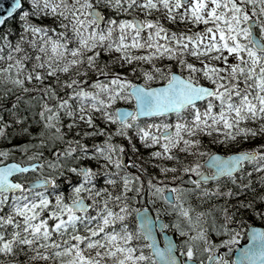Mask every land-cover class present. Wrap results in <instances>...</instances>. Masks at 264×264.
Masks as SVG:
<instances>
[{
    "label": "snow or ice",
    "instance_id": "6c2138e0",
    "mask_svg": "<svg viewBox=\"0 0 264 264\" xmlns=\"http://www.w3.org/2000/svg\"><path fill=\"white\" fill-rule=\"evenodd\" d=\"M0 264H264V0H0Z\"/></svg>",
    "mask_w": 264,
    "mask_h": 264
}]
</instances>
